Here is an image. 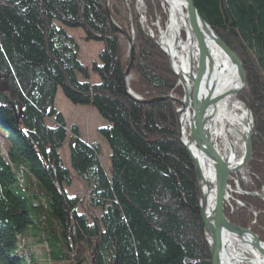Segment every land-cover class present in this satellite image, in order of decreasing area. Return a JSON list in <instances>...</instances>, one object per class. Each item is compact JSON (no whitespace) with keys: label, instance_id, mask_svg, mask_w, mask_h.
I'll use <instances>...</instances> for the list:
<instances>
[{"label":"trees","instance_id":"1","mask_svg":"<svg viewBox=\"0 0 264 264\" xmlns=\"http://www.w3.org/2000/svg\"><path fill=\"white\" fill-rule=\"evenodd\" d=\"M133 2L130 18L124 0H0V135L6 143L0 146V264H211L194 166L177 139L178 105L142 103L124 90L133 31L128 88L139 100L183 94L165 54L140 30ZM145 2L150 14L158 6ZM193 2L246 73L243 99L254 128L250 183L240 186L258 192L264 186V0ZM63 26L101 42L98 60L81 63ZM57 88L108 121L99 129L110 149L108 172L75 126L68 134L53 106ZM66 138L70 165L90 187L98 212L65 190L70 172L58 149ZM229 183L234 186L232 178ZM232 197L225 216L264 241V202Z\"/></svg>","mask_w":264,"mask_h":264},{"label":"water","instance_id":"2","mask_svg":"<svg viewBox=\"0 0 264 264\" xmlns=\"http://www.w3.org/2000/svg\"><path fill=\"white\" fill-rule=\"evenodd\" d=\"M177 1H180L185 9L186 36L179 56V74L176 73L184 90V98L182 100L174 99L167 95L139 101L152 103L163 99L173 100L181 106L177 111V117L178 120H181L183 115L186 118L188 138L184 136L183 129L179 125L178 140L186 149L194 166L198 190V210L203 225V234L208 244L211 264H264V243L251 230L232 224L223 212L224 203L228 198L230 174L241 168L248 172L247 164L252 151L253 119L248 108L243 109L245 120L240 119L235 113H232L231 118V122L241 127L244 151L239 159L234 151V146L224 134L222 122V119L226 118V114L232 111L224 104V101L229 97H237L247 88L243 65L237 55L201 17L193 0ZM209 45H212L229 62L228 73H233L230 85L226 83L227 76L222 72L223 70L216 65ZM185 52L188 55L187 70L183 67ZM167 55L172 60L171 53L167 51ZM131 57L130 54V61ZM194 63L195 72L193 71ZM127 74L128 68L124 77ZM238 101L241 103L239 99ZM215 121L218 122V134L228 146L227 155L220 153L212 142ZM202 161L211 168V172L204 168ZM237 192L264 200V188L261 194L245 193L238 187ZM233 244L247 246L253 252V256L242 258L235 255Z\"/></svg>","mask_w":264,"mask_h":264},{"label":"rangeland","instance_id":"3","mask_svg":"<svg viewBox=\"0 0 264 264\" xmlns=\"http://www.w3.org/2000/svg\"><path fill=\"white\" fill-rule=\"evenodd\" d=\"M153 2H158V6H155L151 11V14L148 12V7L145 2V0H134L133 2V11L136 16V21L137 24L139 25L140 30L147 36L149 39L153 41V43L161 50L162 53L165 54L167 60H168V67L171 70V72L174 74L176 77V85H180L183 94L182 96L178 97L175 94L169 92L165 93L163 95H160L155 98L163 97L170 95L174 99H180L182 100L184 98V90L183 87L179 81V78L176 76V73L179 74V56L181 54L182 48H183V43L185 41V36H186V31L184 27V23L179 21L176 26H173L171 24V9L168 6V3L165 0H149ZM125 7L128 10L129 17L132 18L131 10L129 7V0H124ZM170 11V13H169ZM57 25H59L58 22H56ZM65 31L71 35L74 38V42L77 46V55L78 59L80 60L81 63L86 64L90 66V64L93 61L98 60V53L102 47V43L99 41H94V40H85L84 39V30L79 27H68V26H63ZM134 36L133 31L131 32V38L129 39L128 42V57H129V63L127 65L128 68V74L126 77H124V90L126 94L131 98L138 100L139 98L128 88L127 83L128 80L131 78L130 77V66L132 62V50H133V41L132 38ZM166 40H171L172 43H175V53L178 55V58H172V60L168 57L167 55V49H165V45L163 43H166ZM224 42V41H223ZM225 43V42H224ZM226 44V43H225ZM132 45V49H131ZM130 54L132 55L131 61H130ZM187 52L184 53L183 59L187 60L188 58ZM174 62L176 63L174 67ZM126 68V69H127ZM244 69V68H243ZM126 71V70H125ZM193 71H196L195 63L193 67ZM245 72V71H244ZM125 73V72H124ZM246 76V73H245ZM182 78V77H181ZM89 80L91 82H98V78L94 74H90ZM183 80V78H182ZM184 81V80H183ZM246 83H247V77H246ZM187 84H189L187 82ZM248 88V84H247ZM247 88L241 92L237 97L241 101V106L242 110L245 108H250L247 105V102L243 99L244 95L247 93ZM154 99V98H152ZM151 100V99H149ZM144 101V100H141ZM146 101V100H145ZM159 101H164L159 100ZM172 101L173 100H168ZM157 102V101H155ZM176 103V102H174ZM178 105V109L176 110V116H177V111L181 108V106ZM53 106L57 112H59L65 119L69 135L71 134V127L75 126L76 131L81 139H83L86 143L91 144L96 147L98 150V160L100 161L103 169L105 172H108L109 166H110V161H109V154H110V149L107 145V142L104 137H102L99 133V129L106 127L109 125L108 121L102 118L97 110L92 107V106H84V105H77L73 104L70 101H68L60 88L56 89L55 92V97L53 101ZM230 109V108H229ZM235 110V114L245 120L243 111ZM251 112V110H250ZM252 115V114H251ZM241 116V117H240ZM253 119V116H252ZM178 120V117H177ZM184 115L182 116L181 120H178V127L181 125L183 129V134L186 138H188V122ZM52 119H46L47 124H52ZM216 125L215 127L218 128V123H214ZM177 127V129H178ZM253 128H254V120H253ZM217 131V130H216ZM224 134L226 138L232 143L234 147V151L237 154V158H241L244 148H243V143H242V135H241V127L238 126V124L230 125L228 123L224 124ZM252 135H253V130H252ZM252 138V136H251ZM177 139H178V130H177ZM180 142V141H179ZM212 142L214 143L215 147L218 149V151L222 154H227L228 153V146L222 139V137L219 136H214L212 135ZM0 146L2 148L6 147V143L4 138L0 135ZM252 146V143H251ZM4 150V149H3ZM58 154L61 159V163L64 167H66L69 172H70V179L71 183L70 185L65 187V190L68 195L70 196H80L84 200H86V203L84 204L86 206L87 210H92L95 212H98V208L94 205L91 204L90 198L91 196L89 195V190L90 187L87 185V182L83 179H81L75 171L72 169L70 165V160H69V148H68V138L64 141L62 146L58 149ZM252 155V151H251ZM251 160V157H250ZM249 160V162H250ZM249 162L247 164V169L248 172H246L245 169L241 168L240 170H237L235 172H232L230 174L229 182L232 178V184L234 186H231L230 183L228 182L229 185V192H228V198L225 201L224 204L228 203L231 201L232 197L234 194L237 195H242V196H250L254 198H258L252 195H247V194H240L237 192V187L240 191L245 192V193H262V189L264 186L261 187L260 191H255V192H248L247 190H244L241 188L240 183H243L244 185H248L250 183L249 179ZM260 199V198H258ZM262 202L264 200L260 199ZM239 205H242L240 201H236ZM224 207V206H223ZM248 210L253 214L256 215V212L252 208H248ZM79 212H85L84 209H79ZM225 215V214H224ZM227 218V217H226ZM230 221V220H229ZM254 223V221H252ZM233 224V223H232ZM238 226V225H237ZM240 227V226H239ZM251 230L248 227H242ZM252 231V230H251ZM253 232V231H252ZM254 233V232H253ZM257 237L258 235L254 233ZM204 236V234H203ZM205 239V237H204ZM259 239V237H258ZM260 240V239H259ZM262 243L264 241L260 240ZM206 242V240H205ZM207 244V242H206ZM208 247V244H207ZM40 246H37L34 250L37 254H40ZM233 249L236 251V254L240 255L242 258H250L253 256V252L251 249H249L247 246L243 245H238V244H233ZM234 264H241V263H234Z\"/></svg>","mask_w":264,"mask_h":264},{"label":"bare ground","instance_id":"4","mask_svg":"<svg viewBox=\"0 0 264 264\" xmlns=\"http://www.w3.org/2000/svg\"><path fill=\"white\" fill-rule=\"evenodd\" d=\"M166 2L168 3L169 8L171 9V24L173 26H176V24L179 23V21L184 23L185 20V9H184V5L177 0H166ZM170 13V11H169ZM165 45V49H167V51L169 53H171L172 58H178V55L175 53V43H172V41L170 40H166V43H163ZM209 49L212 52L213 56L215 57V61H216V65L218 67H220L223 71V73H225L226 77V83L227 84H231V80H233V73H228V68L230 67L229 62H227V60L222 57L219 53V51H217L212 45H209ZM187 61L188 60H184L183 61V67L185 70H187ZM176 63L174 62V67ZM237 86V83L235 84V87ZM224 104L228 106V108H230L232 111H229L226 114V118L222 119L223 125L228 123L230 125H234V122H231V118H232V113H235V110H242V106L241 103L238 101V97H229L224 101ZM243 111V110H242ZM241 117V116H240ZM240 119L243 120V117H241ZM186 121V120H185ZM216 123H218L217 121H215ZM214 122V123H215ZM216 125H213V135L215 136H219V131L218 128L215 127ZM217 130V131H216ZM216 145V144H215ZM235 147V144H234ZM228 149V148H227ZM227 155V154H226ZM203 163V161H202ZM204 168L208 171L211 172V168L209 166H207L206 162L203 163ZM227 246V244H226ZM236 253V252H235ZM233 255V254H232ZM238 255V254H235ZM239 257H241L240 255H238ZM260 259H262L261 257H259ZM256 261V260H255Z\"/></svg>","mask_w":264,"mask_h":264}]
</instances>
